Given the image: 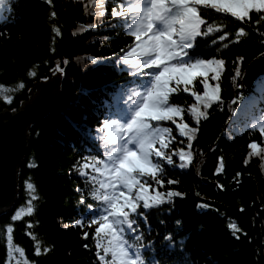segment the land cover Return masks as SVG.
I'll return each instance as SVG.
<instances>
[{"label":"trees","instance_id":"16d2710c","mask_svg":"<svg viewBox=\"0 0 264 264\" xmlns=\"http://www.w3.org/2000/svg\"><path fill=\"white\" fill-rule=\"evenodd\" d=\"M112 6L111 0H105V14L100 18L91 16L94 9L88 0H54L53 5L46 0H12L11 11L0 10V33H6L0 35V85L14 89L8 93L13 97L10 104L0 98L1 112L18 111L35 87L54 73L57 60L64 68L58 104L29 131L27 153L18 175L17 202L10 214L0 216V264L9 261V226L13 228L12 244L24 250L31 264H95L93 241L90 237L82 240V229L72 227L85 211L76 188H85L86 180L71 169L84 155L104 158L103 142L95 129L106 114L119 118L121 93L132 86V77L119 60L131 37L121 26L113 27L119 21L111 17ZM53 10L55 19L50 15ZM205 18L211 21L209 26L220 28L229 37L222 41L221 33H213L198 38L200 47L194 53L205 59L226 60L220 81L223 106L213 105L208 110L209 119L202 120L191 150V165L180 168L178 155L172 156L175 165L164 162L165 184L158 187L153 182L150 194L179 191L183 196L174 198L171 205L145 212L148 224L141 221L145 241L156 242L161 264H264V170L259 156H248L247 147L253 140L264 147L258 128L251 127L253 121L264 118V37L260 35L264 25L255 24L258 17L253 13L252 24L244 25L249 35L236 43L235 32L241 25L234 18L215 13ZM93 22L97 28L72 35L79 25ZM55 27L61 29L60 36L55 35ZM90 56L96 57L97 63L93 64ZM240 57L244 58L242 65ZM64 60H68L66 65ZM237 66L242 76L234 84L231 77ZM33 71L35 76L30 75ZM209 82L215 86L216 81ZM20 83L25 85L23 89ZM192 87L203 91L197 81ZM173 99L185 109V122L195 126L190 115L195 98L181 93ZM159 126L172 128L175 143L170 145L169 154L181 148L189 151L187 138L179 135L175 124L161 121ZM245 159L249 160L247 165ZM221 162L223 171L217 173ZM93 175L100 179L99 174ZM168 179L178 183L168 185ZM26 182L34 185L38 197L33 201L35 210L31 216L12 221L15 212L26 208L30 199ZM91 187L87 185L86 197ZM87 202L97 206L90 197ZM200 204L209 207L199 208ZM64 223L69 227L63 228ZM231 223L240 229L239 239L233 235ZM167 235L175 237L171 251L164 244ZM182 238L185 243L181 250ZM37 242L41 244L40 256L35 255ZM85 242L90 248L83 247ZM44 248L50 251L45 253Z\"/></svg>","mask_w":264,"mask_h":264},{"label":"snow or ice","instance_id":"6c2138e0","mask_svg":"<svg viewBox=\"0 0 264 264\" xmlns=\"http://www.w3.org/2000/svg\"><path fill=\"white\" fill-rule=\"evenodd\" d=\"M111 17L117 18L125 34L131 37V43L121 50L119 60L126 66V71L132 77L131 87H127L121 93L123 101L119 110V118H112V114H106L95 129L96 137L103 142L105 152L103 159L98 160L95 155H84L78 158V163L72 165L71 171L85 178V188H76L80 194L79 204L85 206L80 218L72 222V227L79 226L82 231L81 239L90 237L95 248V264H161L157 257L156 242L145 241L144 224H148L146 211L159 209L163 205L173 204L174 198L182 197L179 191H156L150 194L152 183L158 187L165 184V167L175 165L172 156L178 155L181 161L180 168L192 164L193 142L200 132L202 120L209 119V109L213 105L223 106L221 98V76L225 71V59H205L194 54L199 50L198 38L210 37L213 33H221L220 39L226 41L229 37L224 35L220 28L211 27V21L206 16L213 13L227 18H234L238 22L239 29L235 32V42L247 37L249 32L244 25L252 24V14L257 15L256 25H264V0H111ZM12 0H0V10L11 11ZM48 5H53L54 0H46ZM94 9L91 16L103 17L105 12V0H88ZM87 11V9H86ZM55 19L57 13H50ZM219 19V17H218ZM98 27L96 22L81 24L73 31L83 33L89 29ZM56 36L61 35L59 27L54 28ZM6 35V33H0ZM260 35L264 37V32ZM227 48V43L224 44ZM56 51L55 48L52 49ZM264 57V53L261 54ZM80 59V58H77ZM93 63H97L96 57H88ZM64 60L63 64H67ZM234 64L236 62H233ZM239 63H244V58H239ZM54 73L63 74L64 68L61 61H56ZM234 76L231 77L235 84L242 76L239 66L234 67ZM30 75L35 76L33 71ZM200 78V79H197ZM216 81L215 86L209 81ZM194 81L203 86V91L196 90ZM242 87V85H236ZM25 85L19 84L23 89ZM14 89L0 85V98L6 103H11L13 97L8 93ZM181 93H188L195 98L191 105L190 115L195 121V126L185 122V109L181 108L173 99ZM199 105V107H198ZM179 118V119H177ZM123 121V122H121ZM169 121L179 129V135L187 138L185 152L183 148L179 152L169 154L170 145L175 143L171 127H160L159 122ZM153 122H157L153 124ZM252 128H258L261 138H264V118L258 122L253 121ZM165 137H168L165 140ZM250 150L249 157L259 156L264 170V147H259L256 141L247 145ZM188 159L185 161V157ZM244 163H249L245 159ZM34 165L29 164V167ZM90 170V171H89ZM223 171V163L217 167L216 172ZM107 176L108 179H98ZM240 174L237 173V177ZM178 181L168 179V185H175ZM92 187L85 189L87 185ZM30 199L26 208H20L11 217L12 221H18L22 216H31L34 212L33 201L38 199L32 183L26 182ZM223 189V185H219ZM199 195V193H197ZM90 197L97 202L94 208L87 202ZM207 209V204L198 205ZM244 209L242 208L241 211ZM90 217V218H89ZM179 221L177 224L179 225ZM233 235L236 239L240 236V229L235 223H231ZM32 225L29 224L28 228ZM68 228L69 224H62ZM89 229H92L89 231ZM148 231H151L150 226ZM9 256L13 252L24 255V250L15 248L12 244L13 228H7ZM244 235H247L246 233ZM35 239V237H33ZM185 240L179 241L181 250ZM166 250L175 248V237L167 235L164 238ZM83 247L90 248L85 242ZM50 248H44V252ZM151 253V258L148 254ZM35 255H41V244L36 243ZM16 264H20L17 261ZM27 264V262H25Z\"/></svg>","mask_w":264,"mask_h":264},{"label":"water","instance_id":"95a60500","mask_svg":"<svg viewBox=\"0 0 264 264\" xmlns=\"http://www.w3.org/2000/svg\"><path fill=\"white\" fill-rule=\"evenodd\" d=\"M62 75L53 73L38 84L16 112L0 111V216L10 214L17 202L18 175L27 153L30 129L58 104Z\"/></svg>","mask_w":264,"mask_h":264},{"label":"rangeland","instance_id":"374dc122","mask_svg":"<svg viewBox=\"0 0 264 264\" xmlns=\"http://www.w3.org/2000/svg\"><path fill=\"white\" fill-rule=\"evenodd\" d=\"M0 17H1V13H0ZM59 73V72H58ZM188 158H185V161ZM17 248V247H15ZM17 261H20V264H25V262H27V264H31L29 260H27L25 254L23 256H21L18 252H13L11 256H9V261L7 264H16Z\"/></svg>","mask_w":264,"mask_h":264}]
</instances>
